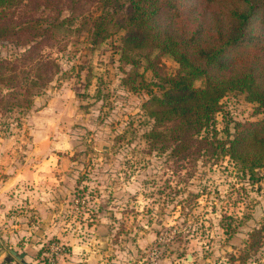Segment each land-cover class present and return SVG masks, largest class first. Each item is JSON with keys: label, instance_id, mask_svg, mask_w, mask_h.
<instances>
[{"label": "rangeland", "instance_id": "374dc122", "mask_svg": "<svg viewBox=\"0 0 264 264\" xmlns=\"http://www.w3.org/2000/svg\"><path fill=\"white\" fill-rule=\"evenodd\" d=\"M51 2L61 18H72L40 50L59 72L33 97L19 126H0L6 219L26 230L38 223L19 195L53 196V215L31 233L38 244L34 264H264V167L250 181L207 145L186 159L151 146L153 120L143 102L149 91L158 93L154 73L173 75L178 64L157 49L124 50L125 30L116 23L92 43L85 22L102 13V0ZM123 2L111 0L108 10L122 14ZM213 6L241 11L247 4ZM22 50L0 39V57ZM261 116L245 93L228 91L215 113L216 136L224 139L237 122ZM45 225L53 230L44 233Z\"/></svg>", "mask_w": 264, "mask_h": 264}, {"label": "trees", "instance_id": "16d2710c", "mask_svg": "<svg viewBox=\"0 0 264 264\" xmlns=\"http://www.w3.org/2000/svg\"><path fill=\"white\" fill-rule=\"evenodd\" d=\"M216 1L125 0L118 15L108 10L111 0H102V13L85 26L91 42L100 43L116 23L125 30L124 50L157 49L178 64L173 75L154 73L160 80L158 93L149 91L143 102L153 120L151 146L186 159L198 144L207 145L256 181V170L264 167V0H244L247 6L241 11L217 9ZM61 12L51 0H0V39L23 48L12 58L0 57V118L15 121L6 118L0 126H19L33 97L59 72L58 63L40 50L53 45L63 25L72 23ZM199 79L203 84L195 86ZM231 90L245 93L262 116L237 122L232 133L219 139L214 117Z\"/></svg>", "mask_w": 264, "mask_h": 264}, {"label": "crops", "instance_id": "0c3cea01", "mask_svg": "<svg viewBox=\"0 0 264 264\" xmlns=\"http://www.w3.org/2000/svg\"><path fill=\"white\" fill-rule=\"evenodd\" d=\"M15 180H17L15 182H27L19 177H15ZM19 196L27 197V204L30 208H34L32 210L36 213V222L38 224H32L26 227V230L24 226L12 224L6 219V207L0 206V264H34L38 260V244H34L31 233L37 230L47 216L53 215L50 207V201L53 198L51 193H47V195L43 194V192L21 193ZM51 226L52 224L50 223ZM50 227L47 225L43 232L48 233L49 230H53ZM14 232L17 233L15 234ZM28 238L31 242L27 241Z\"/></svg>", "mask_w": 264, "mask_h": 264}]
</instances>
